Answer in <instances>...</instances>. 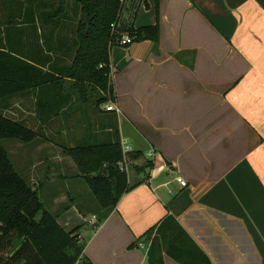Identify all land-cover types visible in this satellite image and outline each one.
Returning a JSON list of instances; mask_svg holds the SVG:
<instances>
[{"label": "crops", "instance_id": "obj_1", "mask_svg": "<svg viewBox=\"0 0 264 264\" xmlns=\"http://www.w3.org/2000/svg\"><path fill=\"white\" fill-rule=\"evenodd\" d=\"M128 1L117 30L156 25L158 38L111 48L107 103L87 112L72 92L56 112L60 96L27 92V155L31 169L44 168L48 198L58 199L59 181L66 195L91 200L64 153L86 143L118 138L130 149L129 183L142 181L104 220L72 205L58 224L78 228L90 264H149L152 244L164 264H180L166 250L186 237L210 264H264V0ZM62 86L68 95L73 82Z\"/></svg>", "mask_w": 264, "mask_h": 264}, {"label": "trees", "instance_id": "obj_2", "mask_svg": "<svg viewBox=\"0 0 264 264\" xmlns=\"http://www.w3.org/2000/svg\"><path fill=\"white\" fill-rule=\"evenodd\" d=\"M38 1L27 0V16L20 17V21L9 18L2 23L4 40L0 42V100L36 90L38 95L41 93L50 97L49 102H54L60 96V105L56 109L59 112L72 98L71 94L62 95V83L72 81V89H78L81 96H85L88 89L98 92L100 97L96 99V106H101L112 96L109 54L114 46L115 31L119 35H128L133 42H156L158 38L156 25L122 31L112 29V25L117 27L120 22L122 0H76L81 5L82 19L76 25V50L72 64L63 69L56 58L52 60L47 55L62 51V47H59V51L53 46L42 47L36 35H32L37 31L38 18L42 17L36 11L40 8ZM65 15L64 4L48 14L44 23L50 25L48 31L51 34L61 30ZM85 16L88 18L86 23ZM28 34H31L30 37ZM47 102L48 99L43 108L50 104L51 113L54 112L56 104ZM41 106L39 101L37 111L41 112ZM39 120L45 123L49 119L39 117ZM33 138L34 133L22 122L0 114V141L27 143ZM64 153L76 163L79 177L94 196L99 207V221L115 209L123 194L142 182L129 183L126 166L130 155L123 154L118 138L114 143L66 148ZM132 156L135 159L138 154ZM146 168H153L151 161H148ZM141 169L135 168V171L139 173ZM77 231L78 228L67 232L58 224L56 217L40 201L36 188H32L14 170L0 144V264H90L82 257L83 247ZM166 253L180 264H210L188 237L180 245L174 242L170 244ZM147 256L149 264H164L154 244Z\"/></svg>", "mask_w": 264, "mask_h": 264}, {"label": "rangeland", "instance_id": "obj_3", "mask_svg": "<svg viewBox=\"0 0 264 264\" xmlns=\"http://www.w3.org/2000/svg\"><path fill=\"white\" fill-rule=\"evenodd\" d=\"M38 2L40 4V8L39 10L36 9V11L40 12L43 17H41V19L43 20L38 18L37 31L32 32V35H36V38L40 40V45H42V47H44L45 45H47L48 47L53 46L58 51L59 47H62V51H56L47 55L52 60H55L56 58L59 67L67 69L72 64L74 52L76 50L75 42L77 40V37L75 30L77 23L82 19L81 5L76 0H39ZM27 4V0H0V42L1 40H4L2 23H4L9 18H17V21H20V17H24V15L27 16ZM60 4H64L66 15L64 16V19L61 23V30H55L54 33L51 34L48 31L51 29L50 25H45L44 20L47 18L48 14L56 11V9L59 8ZM130 4L132 3L127 0L126 5ZM130 8L134 9V4ZM87 21L88 18L86 22ZM43 26H45V28ZM44 29L47 30L45 31ZM30 35L31 34H28L29 37ZM70 49L71 51L67 52ZM72 92H75L74 96L78 98L77 103L80 104V106L84 107L85 111L87 112L89 109H94V107H96V99L100 97V94L98 92L91 89L87 90L85 96H81L78 89H72L71 91H69L70 94ZM22 100H24V102H22ZM18 106H22L24 111H19L20 109L18 108ZM15 111L18 112V114H14ZM20 113H22V116H20ZM0 114H3V116L11 120L20 121L27 127V92L13 98L0 100ZM0 144L7 153L14 170L24 180L28 181L27 183L32 188H36L40 201L42 202L44 207L56 217V220H59L61 226L65 223L63 222V220L62 223L59 219L62 216L61 213L65 212V210H69L72 205H74L76 209L78 207H81L82 212L86 214V216L89 212H98L99 207L96 203V200L85 183H83L82 185L85 188V191H87V195L90 196L91 200H76L74 199L75 195L73 197L69 194L66 195V192H64V185L58 184L59 181L56 183L58 186L54 188V190L57 189L58 191V199L53 200L52 198H48L51 194H54L55 191L52 192L49 188L46 189V191L41 190L42 188L40 189L39 185L42 186L45 184L44 180L42 179L44 168L42 166H37L31 169L34 158L32 159L30 155H27V143H20L16 140H1ZM78 173L80 176V171ZM51 186L54 187L53 185ZM45 187H48V185H46ZM97 220L95 224H97ZM65 227L74 228L75 226L67 225Z\"/></svg>", "mask_w": 264, "mask_h": 264}, {"label": "built area", "instance_id": "obj_4", "mask_svg": "<svg viewBox=\"0 0 264 264\" xmlns=\"http://www.w3.org/2000/svg\"><path fill=\"white\" fill-rule=\"evenodd\" d=\"M111 27L114 30L117 29V27L115 25H112ZM132 43H133V40L128 35H125V34L119 35V34H116V31H115L114 46L127 47V46L131 45ZM100 67H102V66H100ZM105 110L108 112H111V111L119 112V110L114 105L106 106ZM129 151H130L129 148H125V149H123V154L126 155L127 153H129ZM119 166L121 167V164H119ZM177 182L180 184L181 187L187 186L186 182L182 178L178 177ZM139 247L144 248V246H142V244H139Z\"/></svg>", "mask_w": 264, "mask_h": 264}, {"label": "water", "instance_id": "obj_5", "mask_svg": "<svg viewBox=\"0 0 264 264\" xmlns=\"http://www.w3.org/2000/svg\"><path fill=\"white\" fill-rule=\"evenodd\" d=\"M86 20H87V17L85 16V22H86Z\"/></svg>", "mask_w": 264, "mask_h": 264}]
</instances>
